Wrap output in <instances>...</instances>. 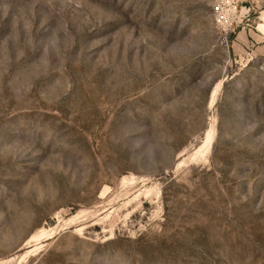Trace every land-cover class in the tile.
<instances>
[{
  "label": "rangeland",
  "instance_id": "obj_1",
  "mask_svg": "<svg viewBox=\"0 0 264 264\" xmlns=\"http://www.w3.org/2000/svg\"><path fill=\"white\" fill-rule=\"evenodd\" d=\"M260 24L264 0H0V264H264Z\"/></svg>",
  "mask_w": 264,
  "mask_h": 264
},
{
  "label": "bare ground",
  "instance_id": "obj_2",
  "mask_svg": "<svg viewBox=\"0 0 264 264\" xmlns=\"http://www.w3.org/2000/svg\"><path fill=\"white\" fill-rule=\"evenodd\" d=\"M259 28L264 32V24H260ZM220 84H221V82L219 83V85H220ZM214 93H216V92H215V89H213L211 95H215ZM213 97H214V96H213Z\"/></svg>",
  "mask_w": 264,
  "mask_h": 264
},
{
  "label": "water",
  "instance_id": "obj_3",
  "mask_svg": "<svg viewBox=\"0 0 264 264\" xmlns=\"http://www.w3.org/2000/svg\"><path fill=\"white\" fill-rule=\"evenodd\" d=\"M211 88H212V87H211ZM210 91H211V89H210ZM210 91H209V92H210Z\"/></svg>",
  "mask_w": 264,
  "mask_h": 264
}]
</instances>
